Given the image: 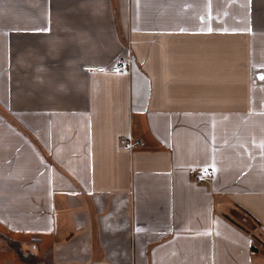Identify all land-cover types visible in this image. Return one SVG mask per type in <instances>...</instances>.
Listing matches in <instances>:
<instances>
[{"label": "crops", "instance_id": "obj_1", "mask_svg": "<svg viewBox=\"0 0 264 264\" xmlns=\"http://www.w3.org/2000/svg\"><path fill=\"white\" fill-rule=\"evenodd\" d=\"M261 75L264 0H0V264H264Z\"/></svg>", "mask_w": 264, "mask_h": 264}, {"label": "built area", "instance_id": "obj_2", "mask_svg": "<svg viewBox=\"0 0 264 264\" xmlns=\"http://www.w3.org/2000/svg\"><path fill=\"white\" fill-rule=\"evenodd\" d=\"M88 70H97V71H110L115 73L120 72H128L129 71V63L124 58L117 59L114 63L109 66L104 65H86L84 67ZM141 144V140L133 136L131 133H128L123 137L122 145L124 148L128 150H133ZM207 170V171H205ZM212 168H204L197 170L194 174V179L198 182L205 181L212 177L213 175Z\"/></svg>", "mask_w": 264, "mask_h": 264}, {"label": "snow or ice", "instance_id": "obj_3", "mask_svg": "<svg viewBox=\"0 0 264 264\" xmlns=\"http://www.w3.org/2000/svg\"><path fill=\"white\" fill-rule=\"evenodd\" d=\"M45 30H46V29H45ZM208 30H209V31H212L211 28H209ZM259 78H260L261 80H264V75H261ZM205 171H207V170H205ZM137 231H140V229H137Z\"/></svg>", "mask_w": 264, "mask_h": 264}, {"label": "rangeland", "instance_id": "obj_4", "mask_svg": "<svg viewBox=\"0 0 264 264\" xmlns=\"http://www.w3.org/2000/svg\"><path fill=\"white\" fill-rule=\"evenodd\" d=\"M249 224H250V223H249ZM26 259H27V261H30V258L27 257Z\"/></svg>", "mask_w": 264, "mask_h": 264}, {"label": "trees", "instance_id": "obj_5", "mask_svg": "<svg viewBox=\"0 0 264 264\" xmlns=\"http://www.w3.org/2000/svg\"><path fill=\"white\" fill-rule=\"evenodd\" d=\"M10 244H11V241H10ZM13 245V244H12Z\"/></svg>", "mask_w": 264, "mask_h": 264}]
</instances>
